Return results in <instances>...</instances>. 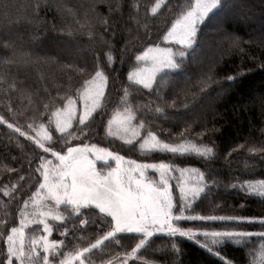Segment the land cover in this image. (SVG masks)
<instances>
[{"label": "trees", "instance_id": "1", "mask_svg": "<svg viewBox=\"0 0 264 264\" xmlns=\"http://www.w3.org/2000/svg\"><path fill=\"white\" fill-rule=\"evenodd\" d=\"M195 3L165 0L153 11L157 0H0V117L7 121H0V258L6 253V236L11 227L21 226V220L26 225V254L33 247L43 254L32 243L43 235L50 245L56 244L50 259L58 252L64 259L91 249L109 230L102 214L86 216L87 225H74V214L68 217L62 206L59 211L66 219L49 217L53 230L48 236L36 223L41 207H51L48 201V206L36 207V169L42 160L55 158L51 152L44 153L34 136L43 125L52 128L54 112L77 96L96 70L107 77L102 107L86 126L76 123L63 134L52 128L53 138L44 141L46 147L59 150L95 143L126 157L174 163L178 173L189 170L187 180L180 175L173 190L185 216L235 215L254 220L235 225L182 219L177 223L180 227L264 231L260 223L264 220V152L250 151L264 147V0H222L223 7L228 5L220 6L199 28L194 53L176 72L166 70L173 74L165 88L157 85L150 92L128 79L142 65L136 56L165 45L164 37ZM209 24L214 26L208 28ZM125 108L136 117L126 134L108 123ZM139 129L143 136L151 132L162 143L182 145L188 151L143 153L141 142H134ZM205 148L212 152L204 155ZM198 173H203V180ZM183 185L203 191L196 196L186 192L181 199ZM51 210L56 214L57 209ZM242 238L250 241L239 246L226 241L206 249L185 237L156 235L127 264H264V239ZM140 240L135 234L117 235L84 260L103 264L134 252ZM35 259L30 257L25 264Z\"/></svg>", "mask_w": 264, "mask_h": 264}, {"label": "snow or ice", "instance_id": "2", "mask_svg": "<svg viewBox=\"0 0 264 264\" xmlns=\"http://www.w3.org/2000/svg\"><path fill=\"white\" fill-rule=\"evenodd\" d=\"M220 3H222V0H196L195 7L176 21L172 30L168 32L164 39L191 48L196 42L195 37L198 26L203 24L209 12ZM4 47H7V45H4ZM180 56L184 57L185 52H180ZM136 60L145 63L150 61L151 63L149 67L136 69L129 75L128 79L134 80L135 83L142 85L150 92L158 74L164 70L177 69L181 67L182 63V61L173 58L171 48H158L155 50L150 48L143 55L136 56ZM106 79L107 77L102 70H96L95 78L88 82L89 85H96L85 91V97L91 99L93 109L104 95ZM227 79L232 81L234 77L228 76ZM96 81H99V83L97 84ZM157 99L161 103L167 104L163 97H157ZM73 105L74 101L69 99L67 108L59 109L55 113L56 129L60 133H64L70 128L72 120L76 119V109ZM90 116L91 110L86 103L83 113L76 119V123L85 125V121ZM133 120H136V117L129 109L125 108L123 114L117 113L108 123L111 125L115 122L118 128L126 134ZM0 121L7 123L3 117H0ZM137 123L139 122L137 121ZM140 126L143 127V125ZM8 127L12 128L13 125L8 124ZM15 130L19 132L20 128L17 127ZM44 138L46 140L52 138L46 130ZM36 143L43 149L44 153L51 152L55 158L54 171L53 162L49 160H42L40 166L36 169V172L39 173L37 195L43 192L45 199L51 205L49 209L39 213V218L36 221V223L42 225L44 233L50 234L53 230L52 225L49 223V217L56 221H65L66 217L59 211L61 206L67 211L68 217H72L74 214L75 219L71 221L74 225H87L86 216L95 214L99 218L102 214L109 228L106 235L103 236L104 240L125 233L139 234L141 237H150L156 233H166L169 236H176L177 234L181 237L189 236V231L173 225V221L182 219H199L205 222L230 221L234 222L235 225L254 222L251 218L235 215L185 216L181 200L174 201L172 195L170 181L173 177L171 174L177 171L174 163L163 161L159 163H137L136 160L126 162L124 156L109 151L107 148L97 147L95 143L67 146L66 149L60 148L59 150L54 146L46 147L39 139L36 140ZM140 147H147L151 150H164L172 154L188 151L182 145L162 143L151 132L148 133V139L144 140ZM250 151L253 153L264 152V147L254 148ZM211 152L212 148H205L203 154L207 155ZM109 160L114 161V166L108 163ZM101 161L107 165L106 168L98 167V162ZM149 171L159 173V179L150 178L148 176ZM179 171L181 177H183L184 173L189 170L179 169ZM192 171L196 170L193 169ZM198 175L201 180L204 179L203 173H198ZM211 178L209 177V179ZM176 179L179 181L180 178L176 177ZM233 187H237V185H233ZM201 191H203L202 188L189 189L181 186V199L186 192H191L193 196H196ZM52 208L57 209L56 214H53ZM260 223L264 224V220ZM25 227L23 220H21L19 228L11 227V234L6 236V253L0 258V264H25L26 259L30 257L36 258L33 264H72L71 259L59 258L63 255L62 252L51 254L50 259V249L55 248L56 244L49 245L46 236L43 235L40 236L38 241H32L33 245L38 244L42 248L43 254L36 251L35 247L31 248L30 252L26 254L23 244ZM61 235H66V233L62 231ZM203 235L225 239L259 236L264 239V231L253 233L226 229L224 231H204ZM59 243L63 244V241ZM100 243L101 241L97 240L91 247L96 248ZM143 244L144 239H141L140 245ZM87 251L89 249L84 248L76 255L80 257ZM78 264H84V260H79ZM228 264H231V262L229 261Z\"/></svg>", "mask_w": 264, "mask_h": 264}, {"label": "rangeland", "instance_id": "3", "mask_svg": "<svg viewBox=\"0 0 264 264\" xmlns=\"http://www.w3.org/2000/svg\"><path fill=\"white\" fill-rule=\"evenodd\" d=\"M165 0H157V4H156V6H155V11L156 10H158L160 7H161V5L163 4V2H164ZM226 5H228V4H226ZM225 4H224V7H223V5H222V3H220L217 7H215V8H213L210 12H209V14H208V16H207V18L204 20V22L205 21H207L210 17H212V16H214L218 11H220V6L221 7H223V8H221V9H224V8H226L225 6H226ZM230 6V5H229ZM194 7H195V5H194ZM193 7V8H194ZM192 8V9H193ZM191 9V10H192ZM190 10V11H191ZM203 22V23H204ZM202 25H199L198 26V31H197V35H196V37H195V41L197 40L196 38H197V36H198V32H199V28L201 27ZM211 26H214V25H212V24H209V26H208V28H210ZM172 30V29H171ZM196 43V42H195ZM193 44V46L191 47V48H187V47H185L184 45H180V44H177L176 42H174V41H169V40H166V43H165V45H163L162 47H154V48H151V49H163V48H171L172 49V53H173V58L174 59H176V60H178V61H185L187 58H189L190 57V54L192 55L193 53H194V51L196 50V44ZM185 52V56L184 57H181L180 56V52ZM193 51V52H192ZM147 52V51H146ZM140 62H142V65L139 67V68H142V67H149L150 66V61L149 62H147V63H145V62H143V61H140ZM136 70V69H135ZM134 70V71H135ZM178 70V68L177 69H175L174 71H173V73L174 72H176ZM134 71H132L129 75H131ZM171 71H164V72H162V73H160V74H158V76H157V79H156V82L153 84V88L154 87H157V85L159 86V88L160 89H163V88H165L167 85H168V83L170 82V80H171V74H173ZM164 75H165V77H164ZM95 77H93L91 80H89V81H92L93 79H94ZM161 78H163V79H161ZM165 78V79H164ZM159 79H161L160 80V83L158 84V81H159ZM88 81V82H89ZM131 82H133V83H135V81L134 80H130ZM87 82V84L77 93V96H75V97H73L72 98V101H74V108L76 109V119H78L81 115H82V113H83V108H84V105L87 103L88 104V106H89V109L91 110V116L88 118V119H90L96 112H97V110H100V108L102 107V104H103V99H104V97H105V95H106V86H107V81H105V83H104V95H103V97H101L100 99H99V101L97 102V104H96V106H95V108L93 109L92 108V102H91V99H86V97H85V91H86V89H89L90 87H95L96 85L94 84V85H89V83ZM96 83L98 84L99 83V81H96ZM135 84H137V83H135ZM139 85V84H138ZM142 86V85H141ZM67 106H68V104L65 106V107H63V109H66L67 108ZM62 109V108H61ZM57 110H59V109H57ZM57 110L54 112V114H53V117H52V120H51V125H52V128L55 130V132H57V133H59V134H63V133H60L59 132V130L58 129H56V115H55V113L57 112ZM131 112H132V114H133V111L131 110V109H129ZM117 113H121V114H123V112H121V111H117V112H115V114H114V116L117 114ZM76 119H73L72 120V126L70 127V128H68L64 133H66V132H68L69 130H71L72 128H73V126L76 124ZM87 121V120H86ZM85 121V122H86ZM132 123H133V121H132ZM111 126L117 131V132H121V130L118 128V126H117V124L115 123V122H113L112 124H111ZM52 128H49L47 125H43V126H41L38 130H37V132H36V134H35V136H34V141H35V143H36V140L37 139H39V140H41V142H43L44 143V141L46 140L45 138H44V132H45V130L51 135V137L53 138V133H52ZM137 134V138L135 139V141L134 142H141V143H143V141L144 140H146V139H148V136H143V134H142V132H141V130L139 129V131L136 133ZM153 135H155V134H153ZM156 136V135H155ZM157 137V136H156ZM51 138V139H52ZM158 139V138H157ZM133 142V143H134ZM37 144V143H36ZM38 145V144H37ZM141 145V144H140ZM39 146V145H38ZM97 147H99V146H97ZM146 148V150L145 151H143V148H141V151L143 152V153H146V152H150V151H157V150H151V149H149V148H147V147H145ZM109 151H112V150H110V149H108ZM113 152V151H112ZM115 153V152H114ZM121 155V154H120ZM122 156H124V155H122ZM125 157V161L127 162L128 160H136L137 161V163H159V162H155V161H147V160H145V159H140V158H131V157H126V156H124ZM109 164H111V165H113L114 166V161H112V160H109V162H108ZM54 165H55V161L53 162V164H52V166H53V171H54ZM98 167H104V168H106L107 167V165H105L102 161L101 162H98ZM172 175V177H173V179H171V181H170V184H171V186H172V195H173V190H174V187L176 186V182H177V179H176V177H179L180 178V173H178V171H176L175 173H172L171 174ZM148 176L150 177V178H152V179H154V180H158L159 179V173H156V172H152V171H149L148 172ZM183 177L187 180V174H185L184 173V175H183ZM183 177H181V178H183ZM200 184H202V186H203V182L202 181H200L199 182ZM184 186V185H183ZM187 188V187H186ZM38 205H42V206H45V205H47V200L45 199V195L44 194H40L39 193V195H38V197L36 198V207L38 208ZM48 206V205H47ZM42 208V212L43 211H45L46 209H44L43 207H41ZM210 215H217V214H210ZM183 220H188V219H183ZM191 221H198V222H200V223H207V222H205V221H200L199 219H197V220H191ZM179 221H173V225L174 226H179L177 223H178ZM180 227V226H179ZM186 230V229H185ZM186 231H189V236H184L185 238H187V239H189V240H192V241H194L195 243H197L199 246H201V247H204V248H206V249H212V248H215L217 245H219V244H223L224 242H226V241H231L234 245H237V246H239V245H241V244H243V243H246V242H249L250 240H248V238H242V240H241V238H232V239H225V238H222V237H213V236H211V235H209V236H204L203 235V232L205 231V230H203V231H201V230H186ZM208 232H210V231H208ZM125 234H127V233H125ZM117 235H120V234H117ZM135 235H138V236H140L139 234H135ZM156 235H167L166 233H156V234H154V235H152V236H150V237H141V239H144V244L143 245H140V243L138 244V245H140L139 247H136V249L134 250V252H131V253H124V254H121V255H118V256H116L115 258H112L111 260H109V261H107V262H105V263H103V264H127L128 262H130L131 260H134L135 259V257H137V253H139L141 250H143L144 248H146V246L149 244V241L154 237V236H156ZM47 236H48V234H47ZM176 236H179L178 234L176 235ZM112 238H114V237H110L109 239H107V240H104V239H101L100 241H101V243L100 244H98L97 245V247L96 248H98V247H101L106 241H108V240H110V239H112ZM141 241V240H140ZM50 245V244H49ZM96 248H92L91 247V249H89V251H87V252H84L83 253V255L82 256H80V257H77V255H72V256H68V257H65L64 259H71L72 260V264H78V261L79 260H84V257L91 251V250H93V249H96ZM84 264H91V263H88V262H86L85 260H84Z\"/></svg>", "mask_w": 264, "mask_h": 264}]
</instances>
